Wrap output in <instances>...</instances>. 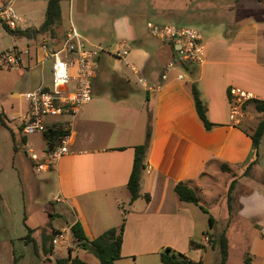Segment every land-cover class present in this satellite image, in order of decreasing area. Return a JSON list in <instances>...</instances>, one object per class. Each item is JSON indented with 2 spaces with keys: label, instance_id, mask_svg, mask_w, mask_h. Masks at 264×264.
<instances>
[{
  "label": "crops",
  "instance_id": "1",
  "mask_svg": "<svg viewBox=\"0 0 264 264\" xmlns=\"http://www.w3.org/2000/svg\"><path fill=\"white\" fill-rule=\"evenodd\" d=\"M7 1L0 0V6ZM70 1L72 23L87 44L99 45L104 51L92 79V100L72 120L68 153L54 168L43 171V180L56 186L52 202L58 203L59 209L50 213L63 218L64 224H51L49 231L41 233L39 225L28 226L35 248L32 242L22 239L26 234L12 236L7 226L16 210L3 201L0 181V234H5L0 236V264H47L52 260L55 264V258L67 256L69 248L53 247L52 254H46L43 235L70 228L78 220L85 235L92 239L120 225L123 217L121 257L114 264H164L160 252L166 247L210 264L206 260L209 247L218 246H212L211 240L222 232L228 240L226 264L232 260L234 264H244L247 256L249 264H264V136L251 173L243 174L252 148L248 132L264 112L247 101L248 110L245 113L243 109L241 124H232L228 95V88L235 86L264 101V0ZM13 2L18 20L11 29L39 28L40 23L23 24L24 18L16 12ZM150 21L176 26L190 23L196 27L202 35L203 62L186 68L175 66L162 79L166 63L174 57V47L150 35ZM69 26H62L60 17L50 29H55L56 34L48 35L43 42L40 31L15 34L0 22V52L11 47L30 49L21 67L11 68L16 70V90L0 99V123L9 130L14 143L9 152L0 156L1 160L9 155V167L6 161L4 165L0 162V176L5 174L8 180L21 182L27 171L28 163L19 152L26 148L38 151L40 147V135L24 136L19 126L28 108L23 94L50 80V59L40 44L46 43L49 49L59 46ZM123 48L128 49L126 56L114 53ZM178 74L183 77L178 78ZM139 76L151 84H160L145 89L137 81ZM193 82L200 90L208 119L215 124L209 130L196 112ZM148 125L150 137L140 195L131 202L127 182L134 147L145 141ZM222 165L229 169L222 170ZM233 179L236 184L230 212L227 197ZM178 182L197 192L198 204L178 198L174 191ZM21 207L23 212H17L16 217L23 214L25 223L40 214L39 204L31 213L26 202ZM24 228L27 232L28 228ZM190 240L201 246L191 247ZM15 242L23 244L21 252L16 251ZM28 244L33 245L37 259H27ZM72 255L88 264H100L83 249L75 248Z\"/></svg>",
  "mask_w": 264,
  "mask_h": 264
},
{
  "label": "built area",
  "instance_id": "2",
  "mask_svg": "<svg viewBox=\"0 0 264 264\" xmlns=\"http://www.w3.org/2000/svg\"><path fill=\"white\" fill-rule=\"evenodd\" d=\"M0 19L10 28H15L18 17L12 8V0L0 6ZM147 29L153 37L174 47V57L165 65L162 79L167 78V71L175 66L186 68L200 65L204 60L201 32L190 26H176L169 23L148 22ZM40 49L50 59V80L47 85L26 91L23 95L28 108L19 119L20 131L24 136L39 134L45 146L35 151L26 148L36 172L50 170L68 153V141L72 120L85 104L92 100V79L98 65V58L104 51L99 45H89L70 20L64 39L59 46L49 49L46 43ZM116 55L126 56L128 49H117ZM29 48L11 47L0 52V69L20 68L24 55H29ZM178 74V78H182ZM137 81L145 89H152L160 83H149L139 76ZM230 100L229 121L239 125L244 116L243 105L252 98L251 93L235 86L228 88ZM60 128L63 131L58 139L50 144L51 139L44 133L49 129ZM207 240L208 237H205ZM50 243L53 247L70 248L74 240L70 228L55 230Z\"/></svg>",
  "mask_w": 264,
  "mask_h": 264
},
{
  "label": "trees",
  "instance_id": "3",
  "mask_svg": "<svg viewBox=\"0 0 264 264\" xmlns=\"http://www.w3.org/2000/svg\"><path fill=\"white\" fill-rule=\"evenodd\" d=\"M61 0H48L47 7L45 11V19L43 23L37 29H25V30H12L3 20L0 19V22L4 28L15 34L26 35L29 31L33 32H44L52 29V27L57 24L61 17ZM192 95L194 99V104L196 112L199 118L202 120L206 129H211L215 124L211 122L206 115V105L201 97L200 90L196 82H193L191 85ZM254 104V107L259 112H264V101L256 98L248 100ZM63 134V131L60 128L49 129L44 133L45 137L51 139L50 144H53V141L58 139V137ZM252 141V148L248 160L244 164V175H249L254 164L257 162L259 145L264 136V115L259 120L254 129L248 132ZM150 137V126L148 125L146 130V139L142 144L136 145L134 147V158L132 163V169L130 176L127 182V188L130 192V201H134L140 195V178L142 170L144 169V155L148 145V140ZM222 170L227 171L229 168L226 165L221 166ZM236 184V179H233L230 183L228 189V208L229 211H232V190ZM174 191L178 198L181 201L192 202L198 204L199 197L197 192L185 184L184 182H178L174 186ZM146 199L149 198L148 194H145ZM210 225H213V218L209 217ZM125 225V217H123L122 222L117 227H110L100 233L95 238H88L80 222L77 220L70 226V234L74 240V244L69 248V254L65 257L55 258V264H88L86 261L81 259L78 255H72V252L75 248L86 250L89 253H92L99 261L100 264H114L115 260L121 257V245L123 241V232ZM51 233L43 235L42 237V246L46 254H52L53 246L49 242L52 236ZM32 229L28 228V232L22 239L25 242H32L34 248L36 246L34 239L31 237ZM212 246L215 244L218 245L220 252V261L219 264H226L228 257V240L224 232H222L216 240H212ZM73 246H75L73 248ZM191 247H200L198 243L193 240H190ZM160 260L164 264H208L202 260H193L186 256L185 254L176 251L170 247H166L160 252ZM244 264H249V257L245 258Z\"/></svg>",
  "mask_w": 264,
  "mask_h": 264
},
{
  "label": "rangeland",
  "instance_id": "4",
  "mask_svg": "<svg viewBox=\"0 0 264 264\" xmlns=\"http://www.w3.org/2000/svg\"><path fill=\"white\" fill-rule=\"evenodd\" d=\"M48 0H14L13 7L16 10L18 14H22L21 16L24 18L25 25H32V24H38L44 21L45 19V10ZM76 1L75 3L82 1V0H72ZM70 0H61L60 1V8H61V22L62 26H68L70 24ZM32 14V16H31ZM73 16V14L71 13ZM76 14L74 20L76 19ZM78 18H80L78 16ZM174 22V21H171ZM22 23V21H20ZM175 24V23H174ZM183 26H190L193 27L190 23H179ZM196 28V27H195ZM56 34L55 29L53 30H47L40 33V41H47V36L52 35L54 36ZM9 44V43H7ZM180 67V66H177ZM16 76V70H10V69H0V99H4L7 96V93L10 92V90H16V88L13 87V83L17 85V80H13ZM246 107V109H245ZM243 109L246 111L248 110L246 104L243 105ZM256 118L252 120L254 122ZM15 135L19 137L20 132L18 128H15L13 130ZM39 135V134H38ZM12 136L9 134V130L5 128L0 123V156L3 155L6 151L9 152L12 148L13 139ZM39 140L37 142V150H42V148L45 146L44 141L42 139V136H39ZM26 151L19 152V156L23 157V160H25L28 164L27 171H24L22 174L23 180L21 182L17 181L15 182L12 178L10 180L5 178V174L0 176L1 181V196L3 198V201H6L10 208L17 212H23L22 203L26 202L29 208V213L35 210V208L40 206V214L35 216L34 220H31L27 223L24 222V219H22L23 214L20 215V217H16V215L13 216L12 222L9 221L7 230L10 231V234L12 236L18 235V234H27L26 229L24 227L29 228L28 226H40V233L42 230L49 231L50 225H59L61 226L64 224V219L52 215L50 213V210L59 209L58 203H53L52 198L54 194L56 193V186L54 182L51 181H45L43 180L45 173L43 171L36 172L31 168V160L27 157ZM5 161L7 162V166L9 167V155L7 153L6 157L3 156V158L0 160L1 165H4ZM4 171H2L3 173ZM22 189H23V195H22ZM24 222V223H23ZM50 233V232H49ZM214 233V231H213ZM31 235V234H30ZM1 237L5 236V234H0ZM212 241V240H211ZM23 244L21 242H15V248L17 252L22 251ZM28 248V255L27 259L29 260L30 256L35 257V251L32 244L27 245ZM64 254H67V250L65 249ZM237 250H234V260L237 258ZM92 256H94L91 253ZM218 255H220L218 246L215 248L209 247V253L207 255L206 260L210 264H219L218 262ZM95 257V256H94ZM41 258V257H40ZM35 259H37L35 257ZM96 261L97 258H95ZM54 260H52L51 263L47 262V264H53ZM235 262L232 260L230 264H234ZM242 264V263H240Z\"/></svg>",
  "mask_w": 264,
  "mask_h": 264
}]
</instances>
